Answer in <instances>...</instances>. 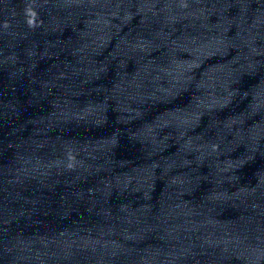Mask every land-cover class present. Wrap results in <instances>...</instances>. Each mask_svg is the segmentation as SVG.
<instances>
[{"label": "clouds", "instance_id": "1", "mask_svg": "<svg viewBox=\"0 0 264 264\" xmlns=\"http://www.w3.org/2000/svg\"><path fill=\"white\" fill-rule=\"evenodd\" d=\"M26 12H28L30 15H32V16H34L35 15V13L34 12H31V10L30 9H26ZM32 22L30 21V24H31Z\"/></svg>", "mask_w": 264, "mask_h": 264}]
</instances>
